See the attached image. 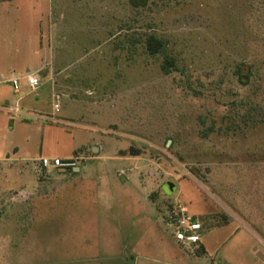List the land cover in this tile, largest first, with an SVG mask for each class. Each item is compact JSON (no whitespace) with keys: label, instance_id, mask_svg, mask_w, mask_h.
<instances>
[{"label":"rangeland","instance_id":"obj_1","mask_svg":"<svg viewBox=\"0 0 264 264\" xmlns=\"http://www.w3.org/2000/svg\"><path fill=\"white\" fill-rule=\"evenodd\" d=\"M0 22L16 30L0 67L17 71L0 73V106L26 63L53 70L25 112L0 109V264H264V0H0ZM172 201L204 217L203 255L161 231ZM144 209L153 226L124 238ZM136 241L154 257L133 262Z\"/></svg>","mask_w":264,"mask_h":264},{"label":"crops","instance_id":"obj_2","mask_svg":"<svg viewBox=\"0 0 264 264\" xmlns=\"http://www.w3.org/2000/svg\"><path fill=\"white\" fill-rule=\"evenodd\" d=\"M1 31H16V30L12 27V25L10 26L8 23L0 22V32ZM36 34H39L40 36L41 35L43 36L44 31H38ZM39 47H40L39 48L40 49L39 51H33V54L34 55H37V54L40 55L41 52H42V55H44L45 48L42 46L41 43L39 44ZM1 49H2V46H1V42H0V52H1ZM40 59L41 60H39V61L36 60V59H34L32 62H30V64H27L26 63V65L22 68V69L25 70V72L20 73L17 76L13 75L14 77H17L19 79L18 80L19 86H18L17 91H15L13 89L12 94H11L12 98L15 95H17L16 97H14V98H16L15 101H14V104H13L14 105V108L11 107L12 104H11V102L9 100H5V103H6L5 106H0V109L2 110V112H4L7 116H9V115L12 116L11 115L12 113H10L12 111L21 114V113L25 112L23 109H28V107H30L27 104V102H25L26 97L28 95V92L25 91V88H26V86L29 88V86L27 85L26 80L24 78L25 74L31 73V72H38V74L39 75L41 74L43 76V78L46 76V78L49 79L50 78L49 76L51 75V72L53 73V70H52L51 65L49 63L44 62V60L42 58H40ZM0 71H1L0 73L3 72V73H6V74H12L13 72H15V73L17 72L16 69H14L13 66H10V65H7V66L4 65V68H1L0 67ZM11 88H13V87H11ZM62 94L63 95H61V96L67 97L66 94H64V93H62ZM51 97H53V94H52ZM54 104H55V102L53 103V107L51 106V108L55 110ZM18 105H19V108L21 107V109H18L17 108ZM60 108H61V105H59V107H58V110H57L58 112L61 110ZM42 117H46V115H42ZM11 118H13V117H11ZM46 118L52 119L51 117H48V116ZM51 122H54V123H64V121L59 120V119H52ZM57 158H60V157H57ZM68 158H70V157H68ZM64 159H66V158H64ZM72 172H73V175L78 174L80 172V167H78V165H76L75 168H72ZM54 188L55 187H52V189L49 191L50 194H55V189ZM144 198H146V194H145ZM167 209H168V205H166L164 208H159V209L156 208V210H158V212L160 210L162 211L161 212L162 218H159V221H157V222H159V225L162 228L161 231H163V232L168 231L169 236H171L172 239L178 245H180L182 248H184L185 251H188L189 253L194 254V252L192 250H190V248H188L185 245L180 244L179 242H177L174 239L172 230L165 224V221H164V219H165L164 217H165V214H166ZM143 212L144 213H141L140 215H138L137 218H136V215H135V217L132 218V220L129 222L130 225L128 224L129 227L127 228L126 232L124 233V236H123L124 238L125 237L132 238V237L135 236L136 232L132 234V231L133 230L135 231V229L137 228V221L138 220H141V222L142 221L145 222V227H143V230L144 231H145V229H147L148 225H150L151 227L153 226V220L149 221V218L145 215V213H148V212H146V209H144ZM156 215L158 216V213L157 212H156ZM190 215H193V216H196L197 217V215H194V214H190ZM155 218H156V216H155ZM146 224H147V226H146ZM201 226H202V228L204 227L202 223H201ZM201 239H202V236L200 238V243H199L198 246H201L205 250L204 245L201 243ZM136 243H137V241L135 242V244H132L128 248L129 251H130V254H131V252L134 254V255L131 254V256L133 257V262L134 261H137L138 262V260H140V259L150 260V258L154 257V256H148V255L143 254V251L141 250V247L139 249V246ZM133 245H135V247ZM122 248L125 250V246L124 245L122 246ZM133 249H134V251H133ZM126 258H127V256H126Z\"/></svg>","mask_w":264,"mask_h":264},{"label":"built area","instance_id":"obj_3","mask_svg":"<svg viewBox=\"0 0 264 264\" xmlns=\"http://www.w3.org/2000/svg\"><path fill=\"white\" fill-rule=\"evenodd\" d=\"M27 85L31 90L39 87L42 82L38 72L27 73L24 76ZM12 87L15 91L18 89V78L12 76L10 79ZM58 103L54 104L57 111ZM77 157H70L67 159H60L57 157H40L37 159L41 168H75ZM165 224L172 230L174 239L182 245L189 248L198 247L202 235V226L198 217L190 215L186 212L184 207L178 201H172L168 205L164 217Z\"/></svg>","mask_w":264,"mask_h":264},{"label":"trees","instance_id":"obj_4","mask_svg":"<svg viewBox=\"0 0 264 264\" xmlns=\"http://www.w3.org/2000/svg\"><path fill=\"white\" fill-rule=\"evenodd\" d=\"M128 4L133 7V8H139V7H145L149 0H127ZM165 42L163 39L161 38H157L154 34H149L146 36L145 38V49L147 51V53H149L150 55H156L161 53L163 55V60L160 64V69L162 70L163 73L168 74L172 68L175 66L174 64V57L169 55V54H164V49H165ZM236 75L238 76V79H240L241 77V73H240V68L237 67L235 70ZM214 128L212 126L207 127L204 130L200 131V134L203 137L208 136L209 133L213 132ZM71 170V169H70ZM207 217V216H206ZM227 220V217H225ZM198 220L204 225V217H200L198 218ZM262 237L264 239V233L261 232ZM204 254V249L201 246H198V249L196 250V255H203Z\"/></svg>","mask_w":264,"mask_h":264},{"label":"water","instance_id":"obj_5","mask_svg":"<svg viewBox=\"0 0 264 264\" xmlns=\"http://www.w3.org/2000/svg\"><path fill=\"white\" fill-rule=\"evenodd\" d=\"M169 143H170V140H167V142H166V146H168ZM173 186H174V185H172V187L168 190V193H171V192L173 191ZM260 256H261V255H260Z\"/></svg>","mask_w":264,"mask_h":264}]
</instances>
